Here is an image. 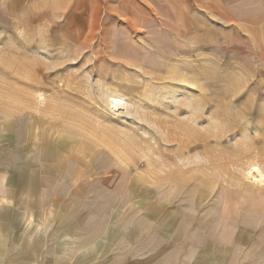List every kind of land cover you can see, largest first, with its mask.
Returning a JSON list of instances; mask_svg holds the SVG:
<instances>
[{
    "label": "rangeland",
    "instance_id": "1",
    "mask_svg": "<svg viewBox=\"0 0 264 264\" xmlns=\"http://www.w3.org/2000/svg\"><path fill=\"white\" fill-rule=\"evenodd\" d=\"M209 2L155 4L139 27L89 0H0V111L177 205L190 189L231 201L263 253L264 0Z\"/></svg>",
    "mask_w": 264,
    "mask_h": 264
},
{
    "label": "crops",
    "instance_id": "2",
    "mask_svg": "<svg viewBox=\"0 0 264 264\" xmlns=\"http://www.w3.org/2000/svg\"><path fill=\"white\" fill-rule=\"evenodd\" d=\"M89 1L139 27L155 4H172ZM30 129L0 111V264H264V250L253 249L257 228L231 201L215 208L214 195L190 189L177 205L171 186L159 193L139 174L124 177L123 166H98L91 144L74 135Z\"/></svg>",
    "mask_w": 264,
    "mask_h": 264
},
{
    "label": "bare ground",
    "instance_id": "3",
    "mask_svg": "<svg viewBox=\"0 0 264 264\" xmlns=\"http://www.w3.org/2000/svg\"><path fill=\"white\" fill-rule=\"evenodd\" d=\"M112 103H114L115 105H119V103L117 101H113ZM114 107V106H113ZM116 109V107H115ZM250 181L252 182H261L262 180H264V172L258 168V167H254V169H252L251 173H250Z\"/></svg>",
    "mask_w": 264,
    "mask_h": 264
}]
</instances>
